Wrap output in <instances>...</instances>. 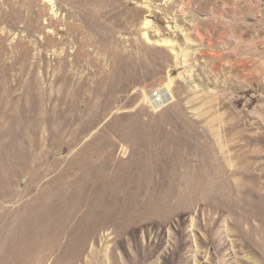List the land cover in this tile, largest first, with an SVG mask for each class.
Listing matches in <instances>:
<instances>
[{
	"label": "rangeland",
	"instance_id": "1",
	"mask_svg": "<svg viewBox=\"0 0 264 264\" xmlns=\"http://www.w3.org/2000/svg\"><path fill=\"white\" fill-rule=\"evenodd\" d=\"M0 247L264 264V0H0Z\"/></svg>",
	"mask_w": 264,
	"mask_h": 264
},
{
	"label": "bare ground",
	"instance_id": "2",
	"mask_svg": "<svg viewBox=\"0 0 264 264\" xmlns=\"http://www.w3.org/2000/svg\"><path fill=\"white\" fill-rule=\"evenodd\" d=\"M172 84L171 81L169 82V84H167L164 89H163V95L160 94L161 96V99H162V102L164 101H167L168 99L171 98L170 96V91H169V85ZM3 245H5L3 243ZM11 261V260H10ZM0 264H9L8 262V250H3L1 247H0Z\"/></svg>",
	"mask_w": 264,
	"mask_h": 264
},
{
	"label": "built area",
	"instance_id": "3",
	"mask_svg": "<svg viewBox=\"0 0 264 264\" xmlns=\"http://www.w3.org/2000/svg\"><path fill=\"white\" fill-rule=\"evenodd\" d=\"M152 99H153L155 104H161L162 103L161 96L158 94V92H155L152 94Z\"/></svg>",
	"mask_w": 264,
	"mask_h": 264
}]
</instances>
